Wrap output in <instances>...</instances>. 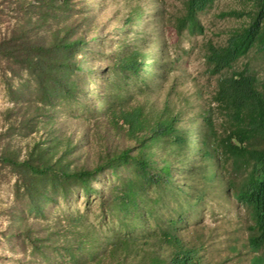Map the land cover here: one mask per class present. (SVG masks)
<instances>
[{"label": "trees", "instance_id": "16d2710c", "mask_svg": "<svg viewBox=\"0 0 264 264\" xmlns=\"http://www.w3.org/2000/svg\"><path fill=\"white\" fill-rule=\"evenodd\" d=\"M216 1L182 0L176 32L202 34L199 15ZM248 1L251 11L228 13L248 22L224 44L205 45V72L215 80V90L200 123H184V112L172 105L169 94L160 110H148L153 78H163L161 71L149 75L156 53L123 47L105 71L98 107L78 109L102 115L128 144L106 150L92 168H71L63 157L54 160L56 138L49 146L33 145L22 160L8 148L0 153V166L16 178L12 223L3 234L11 252L21 250L45 262L54 254L68 264H203L206 240L191 223L210 209L211 199L241 207L251 250L264 251V91L247 67L233 70L251 53L264 56V0ZM37 2L30 18L0 40V66L19 80L9 88L13 104L30 96L55 110L85 95L82 82L94 73L85 66L91 51L77 26L65 25L73 0ZM50 21L63 27L41 34ZM23 122L32 130L33 119ZM77 194L88 203L94 200L105 222L114 220L112 238L91 240L94 230L86 231L83 215H67L60 232L39 237L30 220L46 221L50 206L58 208Z\"/></svg>", "mask_w": 264, "mask_h": 264}, {"label": "rangeland", "instance_id": "374dc122", "mask_svg": "<svg viewBox=\"0 0 264 264\" xmlns=\"http://www.w3.org/2000/svg\"><path fill=\"white\" fill-rule=\"evenodd\" d=\"M181 3L182 0H73L65 25H76L77 35L89 41L91 52L87 54L85 66L94 72L82 82L85 95L78 103L55 110L41 107L30 96L15 105L9 88L17 87L19 80L0 66V153L8 148L22 160L33 145L49 146L51 139L56 138L60 145L54 160L63 157V163L70 164L71 168H92L106 150L128 144L109 128L102 115H86L84 110L78 109V105L91 110L98 107L96 95L105 88V71L115 52L123 47L141 49L150 55L156 53V63L151 65L149 75L161 71L163 78H153L156 88L148 98V110H160L163 99L169 94L172 105L184 112V123H200L215 90V80L205 72V45L209 42L224 44L232 31L248 22L246 16H228V13H247L252 8L248 0H218L199 15L203 33L191 35L188 32L178 34L174 28L175 18L182 10ZM37 5V0H0V40L27 21ZM129 18L132 20L128 21ZM62 27V24L50 21L41 34L48 35ZM245 67L257 77L260 89L264 91V56L251 53L233 70ZM138 98L144 101L142 97ZM50 116L52 120H49ZM30 118L33 119L32 130H27L26 122L22 121ZM67 140H70L69 146H66ZM66 149L70 154L64 156ZM104 177L103 187H107V177ZM15 179L8 168L0 166V264H9L11 260L14 264H68L67 259L61 260L54 254L50 255L49 262H45L38 255L9 250L3 234L12 223ZM208 207V211L197 213L191 223L206 240L203 264H264V251L254 252L247 241L249 221L245 211L238 205L227 201L218 204L212 199L208 200ZM46 213V221L30 220L39 237L47 231L60 232L67 215L84 216L82 224L86 231L93 233L94 230L90 239H109L117 231L114 220L105 222L101 219L94 200L88 203L79 194L58 208L50 206ZM106 246L107 242H104L103 248Z\"/></svg>", "mask_w": 264, "mask_h": 264}]
</instances>
